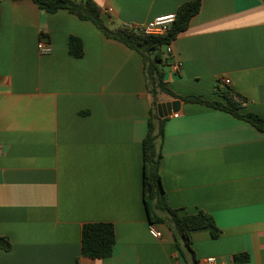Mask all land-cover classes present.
Here are the masks:
<instances>
[{
	"label": "crops",
	"instance_id": "obj_1",
	"mask_svg": "<svg viewBox=\"0 0 264 264\" xmlns=\"http://www.w3.org/2000/svg\"><path fill=\"white\" fill-rule=\"evenodd\" d=\"M110 28L176 13L190 0H95ZM113 8L108 13L107 9ZM70 36L84 53L69 51ZM43 39L52 52L42 54ZM164 78L179 100L167 117L160 164L171 206L211 213L221 233L193 234L208 257L264 264V131L185 96L226 103L221 77L264 117V0H203L171 42ZM178 62L179 70H174ZM142 55L67 9L0 0V264H195L173 231L149 221L143 140L153 107ZM177 113L178 115H175ZM89 222H112L110 256L82 254ZM154 225L162 237L150 232Z\"/></svg>",
	"mask_w": 264,
	"mask_h": 264
},
{
	"label": "trees",
	"instance_id": "obj_2",
	"mask_svg": "<svg viewBox=\"0 0 264 264\" xmlns=\"http://www.w3.org/2000/svg\"><path fill=\"white\" fill-rule=\"evenodd\" d=\"M41 10L55 13L60 9H67L80 19L92 21L107 36L125 43L137 50L143 57L148 87L153 95V107L148 120V131L143 140V191L149 221L151 223L166 224L175 234L177 245L183 255L190 254L192 261L198 264L193 248V234L197 231L208 230L213 237H218L221 229L214 216L203 209L195 213H188L182 208L173 207L168 202L167 193L163 185L160 172L163 157L162 145L165 137V123L167 117L161 118L157 112L158 95L165 92L173 97L177 95L167 86L164 78L166 58L163 56V47L171 43L185 31L192 17L199 12L203 0H190L182 3L176 12L175 21L164 35L139 32L129 27L110 28L103 19L102 8L95 0H33ZM69 51L80 57L84 53L83 42L77 36H70ZM226 103L206 101L197 96H185L188 102H202L207 105L226 110L238 118L246 120L261 131H264V117L255 112H240L245 97L239 95L232 88L220 86ZM148 187L151 192L148 193ZM116 241L115 225L112 222H89L82 230V254L90 258L110 256ZM0 245L9 249L10 240L0 237ZM235 264H244L248 261L247 253L234 256Z\"/></svg>",
	"mask_w": 264,
	"mask_h": 264
},
{
	"label": "built area",
	"instance_id": "obj_3",
	"mask_svg": "<svg viewBox=\"0 0 264 264\" xmlns=\"http://www.w3.org/2000/svg\"><path fill=\"white\" fill-rule=\"evenodd\" d=\"M113 11V8H108L107 12L110 13ZM176 18V13H170V14H165V15H159L155 17L154 19L142 23V24H135V25H126L125 27L133 28L136 31L139 32H146L149 34H154V35H164L166 34L172 23L175 21ZM38 49L42 54H49L52 52V47L47 44L43 39L39 41L38 43ZM165 52L170 56L173 53V47L171 43H168L167 45L164 46ZM179 63L176 62L174 64V70L177 71L179 70ZM231 80L227 77H221L219 79V84L218 86L221 87V85H229ZM175 115H178L175 113ZM150 232L154 237L160 238L162 237V232L158 230L154 225H151L150 227ZM202 264H223L218 261L216 257H208L203 261Z\"/></svg>",
	"mask_w": 264,
	"mask_h": 264
},
{
	"label": "water",
	"instance_id": "obj_4",
	"mask_svg": "<svg viewBox=\"0 0 264 264\" xmlns=\"http://www.w3.org/2000/svg\"><path fill=\"white\" fill-rule=\"evenodd\" d=\"M179 105H180L179 100L159 101L157 103V112H158L159 117L161 118L168 117L173 110H176L179 107ZM150 192H151V187H148V193Z\"/></svg>",
	"mask_w": 264,
	"mask_h": 264
}]
</instances>
